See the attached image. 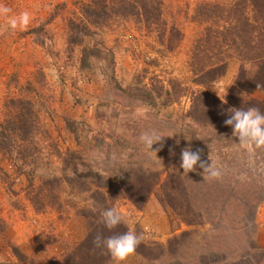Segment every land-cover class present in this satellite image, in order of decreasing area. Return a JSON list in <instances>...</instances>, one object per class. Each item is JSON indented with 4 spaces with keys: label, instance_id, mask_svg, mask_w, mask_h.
<instances>
[{
    "label": "rangeland",
    "instance_id": "obj_1",
    "mask_svg": "<svg viewBox=\"0 0 264 264\" xmlns=\"http://www.w3.org/2000/svg\"><path fill=\"white\" fill-rule=\"evenodd\" d=\"M88 1L0 0L10 16L32 15L26 30L0 17V122L14 100L26 101L36 143L25 164L10 145L0 148V264H64L86 230L75 207L88 193L78 195L73 181L86 171L103 176L110 191L121 189L111 194L113 208L127 213V231L143 237L119 264H264V216L257 220L264 213V148L242 146L224 124L232 108L264 112V40L253 60L250 42L221 37L232 30L227 11L239 0H164L165 29L178 33L170 42L167 32L158 37L159 29L131 17L89 24L82 15ZM258 4L262 21L264 0ZM214 5L222 10L208 14ZM245 11L250 16V6ZM72 25L80 44L71 41L79 34ZM200 30L205 39L216 31L195 46L202 69L225 61L219 77L201 84L199 69L188 64ZM84 47L98 53L81 66ZM151 131L164 136L152 146L156 153L139 139ZM189 146L202 149L220 178L204 179L199 165L183 172L181 151Z\"/></svg>",
    "mask_w": 264,
    "mask_h": 264
},
{
    "label": "trees",
    "instance_id": "obj_2",
    "mask_svg": "<svg viewBox=\"0 0 264 264\" xmlns=\"http://www.w3.org/2000/svg\"><path fill=\"white\" fill-rule=\"evenodd\" d=\"M258 1L259 0H239V2L235 3V5H231L232 7L230 6L227 11V20L229 21L228 24L231 22L230 20H232V23L230 25L232 27V30H227L225 28L221 30V33L223 35L221 37L223 38L222 40L225 44L230 43L233 45L235 41H238V44H241L244 41H246L245 43L250 42L248 45L249 47L247 46V51H252L251 55L249 56H251V59L253 60L259 58V55H257V53L261 50L257 47V45L258 43H261V40H264V35L260 38L261 33L264 34V20L261 21V18L259 17L262 12L259 10L261 6L258 4ZM246 5L250 6V16H248L245 11ZM163 6L164 0H91L84 5L82 15L87 17V21L89 22V24L93 25H98V23L106 24L108 19L111 18V15L122 16L123 18L131 17L146 28L152 26L156 29H159L161 33L158 32V37H163V34L167 32L168 37H170V42V40L172 39L171 37H174L173 34L178 36V33L176 31L172 32L174 28L171 26L165 29L166 23L162 12ZM201 9L202 6L197 4L195 8L196 15H202ZM220 9V7L214 5L211 7L210 11L208 8L206 10L208 11V14L213 15L214 12L219 13ZM257 19L259 20V22H257ZM80 21L82 25L83 22H86V19H80ZM258 24H260V26L262 27L260 29L261 31L253 29ZM74 27L80 29L78 25H72L71 28L75 31V33L79 34H75L71 38V41L78 42L77 44H80L79 39L81 33L80 31H76ZM82 29H84V24L82 25ZM244 33H246L247 36H245ZM203 35L204 33L202 32V30L196 33L194 44L192 45V61L188 62V64H190L191 66L195 65V67L197 66V68L199 69L200 74H198V76L196 77V81H198V83L200 84L210 82L214 78L219 77L222 74V68H224L225 63V61L218 64H216V62H211L210 64H207V67L205 69H202V61L194 59L197 55V50L201 51V46L195 47L197 42H209L211 38L213 39L216 36V31L211 30V32H209V35L207 36V39H205V35ZM226 48H229V46H226ZM247 48H243L240 45L239 47H237L238 51H243ZM251 48L253 49L251 50ZM97 53L98 50L96 48L84 47L81 52L80 65L83 66V64L86 63L88 55L94 57L97 55ZM262 70V73L264 74V69ZM14 101L15 109H12L10 113H5L6 118L4 117L0 122V148L3 145H10V147L15 150V155L13 158L15 159V157H17V160L20 159V162L25 164L27 163L26 156L29 155L30 150L31 152H33L36 145V143H33V145H31L30 141L33 125L29 121L26 101ZM48 180L50 179H41V182L46 184ZM64 180L68 184H71L73 177L65 176ZM75 180L76 184L78 185L76 191L78 195L88 193L87 195H83L82 197L83 204L75 207V213L80 215L85 220L86 230L81 240L76 242L70 248L68 253H66L63 259V263L104 264L111 257V255L108 253L106 248L95 247L93 241L98 234L102 237H108L127 231L123 223L118 227L109 230L102 223L101 218V213L103 211L109 208H113V200L111 198V194H122V192H120L121 189H113L110 191L109 187H111V184L108 183L109 181L106 182L103 176L93 171L82 172L79 174V178H75L73 181ZM106 187L108 190H105ZM47 195L45 199L51 205L54 202H52L51 199H55L56 196L52 195L50 199V197ZM41 199V196H39V198L33 199L32 203L36 205L35 209L37 210L41 208ZM12 249V251L17 252L15 247H13Z\"/></svg>",
    "mask_w": 264,
    "mask_h": 264
},
{
    "label": "clouds",
    "instance_id": "obj_3",
    "mask_svg": "<svg viewBox=\"0 0 264 264\" xmlns=\"http://www.w3.org/2000/svg\"><path fill=\"white\" fill-rule=\"evenodd\" d=\"M12 13V9L7 5L0 3V17H6L8 24L13 30L19 28L20 30H26L31 22L32 15L28 10H23L19 14L9 15ZM148 109L147 107L139 111V115L145 116ZM230 115L224 120V124L233 128V135L239 138V142L242 146L249 149L264 148V112L256 107L244 108H232L229 110ZM162 135H159L156 131L144 132L140 136V141L146 145L148 149H152L153 144L161 141ZM152 152H157V150ZM202 149H196L193 151L191 147H186L181 151V163L180 167L183 172L189 173L196 170V166L199 165L203 169L204 179L220 178L221 171L217 168L214 162L211 160V164L201 159ZM127 213L118 210L116 208L106 209L101 213L102 223L109 230L114 229L126 223L125 217ZM142 235H138L133 230L111 235L108 237H102L97 235L94 238L95 247H104L111 255L113 260L122 262L126 260L130 255L134 254L136 248L142 241Z\"/></svg>",
    "mask_w": 264,
    "mask_h": 264
},
{
    "label": "crops",
    "instance_id": "obj_4",
    "mask_svg": "<svg viewBox=\"0 0 264 264\" xmlns=\"http://www.w3.org/2000/svg\"><path fill=\"white\" fill-rule=\"evenodd\" d=\"M260 215H262V216H260ZM259 216H260V217H259ZM263 216H264V213H263V212H261V214H259V213H258V216H257L258 218H257V220H260V219H262V218H263ZM263 219H264V218H263Z\"/></svg>",
    "mask_w": 264,
    "mask_h": 264
}]
</instances>
